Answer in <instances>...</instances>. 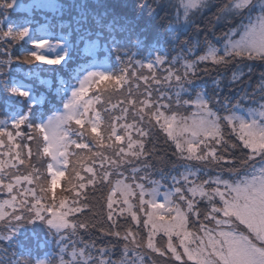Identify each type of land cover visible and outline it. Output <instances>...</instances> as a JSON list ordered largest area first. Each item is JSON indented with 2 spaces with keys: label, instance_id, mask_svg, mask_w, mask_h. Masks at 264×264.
<instances>
[{
  "label": "snow or ice",
  "instance_id": "6c2138e0",
  "mask_svg": "<svg viewBox=\"0 0 264 264\" xmlns=\"http://www.w3.org/2000/svg\"><path fill=\"white\" fill-rule=\"evenodd\" d=\"M16 5L17 0H7L9 9ZM167 6L191 20L209 5L205 0H178ZM237 18L240 23L218 37L223 40L219 47L205 37L206 51L195 55L196 45H192L188 52L195 59H183L179 69L175 64L180 57L169 61L156 56L146 63L129 58L119 74L88 72L71 90L63 110L57 109L46 119L43 114H33L40 101L31 85L17 74L25 65H62L66 54H47L52 46L47 39L30 37L29 28L21 26V21L0 18V41L12 46L27 38L35 49H24L15 56L7 49L0 51L7 57L0 60V92L22 103L27 101L26 111H15L10 121L0 119V193L4 194L0 198V222L7 229L0 239L11 241L25 224H44L61 234L58 264H137V259L128 257L130 251L139 264H145L136 252L140 248L169 255L179 264H264V99L259 108L244 110L239 100L229 107L226 98L222 102L218 94L209 97L200 91L192 96L186 88L200 71L207 74V68H199L201 64L227 67L236 63L239 67L244 62H264V0H229L214 14L217 22L231 24ZM197 30H201L199 26ZM133 63L147 69L148 74L131 71ZM166 63L167 75L158 76L157 71ZM130 71L145 85L140 94L143 98L130 95L120 115L106 120L95 105L105 91L122 87ZM23 75L37 74L30 69ZM243 75L234 73L232 80ZM260 76L257 87L264 98V72ZM153 82L174 90L157 88L154 95ZM90 92L95 95L89 96ZM184 93L190 98H182ZM251 98L247 93L243 96ZM159 134L177 158L214 164L216 175L206 174L202 179L200 169L192 171L185 165L179 177L171 178L174 187L160 199V181H151L148 188L138 182L141 178L137 175L152 166L149 158L156 157ZM33 142L42 146L36 157L49 158L44 172L31 162ZM148 144L151 147H146ZM257 157L259 168L252 163ZM134 161H141L142 167H133L127 175L125 165ZM225 172L229 178L224 177ZM62 180L67 187L58 195ZM89 186L94 190L107 187L99 210L93 201L81 199ZM121 218L127 223L122 225ZM93 229L125 242L121 259L110 258L114 245L101 247L98 257L87 251L96 248L95 242L84 241L80 232ZM157 236L166 238V247L157 245ZM0 264L57 262L49 256L0 259Z\"/></svg>",
  "mask_w": 264,
  "mask_h": 264
},
{
  "label": "trees",
  "instance_id": "16d2710c",
  "mask_svg": "<svg viewBox=\"0 0 264 264\" xmlns=\"http://www.w3.org/2000/svg\"><path fill=\"white\" fill-rule=\"evenodd\" d=\"M53 1L58 5V8L55 10L50 9L51 7L41 8L40 6H32L29 9H16V7L13 9H9L7 7V0H5V3H0V18H3L4 20H10L12 22L21 21L23 22L21 26L28 25L27 27L30 28V37H32L33 35L38 36L46 34L47 36H49V42L66 41V46L69 47L70 63L68 65L61 66L59 68L42 65H25L17 74L18 78H24L25 81H29L32 84L33 91L36 92V95L40 97L38 98L40 102L34 106L35 108H33L34 115H44L47 113L53 114L57 109L63 106L66 96L70 93V89L78 81L77 77L81 74L80 71L85 69V67L90 66V61L93 60V57L95 56L99 58L102 57L104 59L109 55H115L113 54V52L116 51L117 48H131V46L136 51L137 56L142 57V59H145V55L147 53L150 56L154 57L166 55L167 58H169V55L164 54L165 51L171 56L175 54L172 51V45L169 44V36H171V34L166 36V31L168 30V26L172 23L173 19L176 18V11L172 9V7L167 5L169 3H176L178 2V0ZM228 2L229 0H214L213 2L211 1L209 6L203 11L202 15L197 14L196 16H193L191 20L187 19V21H189L191 25L188 31H186V34L188 36L187 39L189 40L192 37L194 38L195 36H199L201 41V45L199 46V48H202L204 45H206L205 37H207V40L211 42V44H214L215 39H217L222 32H226L229 27H235L236 24L240 23L239 18L233 20L231 24L224 21L217 22L214 19V14L217 13V9L220 7V5ZM197 26H199V28L201 29L200 31L197 30ZM183 33L184 32H181L178 38H180ZM140 35H142V38H140ZM133 39H135V41H133ZM96 42H99L100 48L109 47L108 49L106 48V51L109 55H105V49H98L97 52H91L89 54L85 51V46L87 44ZM165 42H167L168 45ZM32 46L33 45L27 38L24 41L12 46L5 45L2 41H0V51L7 49L9 54L13 56L20 55L24 49L30 51V47ZM179 48L177 53L180 51ZM142 51L143 54L140 55ZM147 57L149 56L147 55ZM3 59H7V57L0 55V60ZM111 60H114V58L111 57ZM203 65H199V68L204 69ZM245 65H252L254 68V75L252 77V80L248 84L249 86H251V82L254 83L256 78L258 76L260 77V73L264 72V62H244L239 67L236 63H233L227 67L216 66V68L212 70V74L225 76L226 74L236 72L237 68V72H239V70L243 71L242 68H244L243 66ZM256 68L259 70V73L255 71ZM30 69H32L37 75L33 77H24L23 74L25 72H28ZM47 72H52V77L47 76L52 81V84L50 83L48 85H46L45 80V74ZM161 72H164V70H158L157 75L158 73L161 74ZM205 75L206 74L204 71H200L198 77H204ZM248 75L249 74L245 73L243 77H246ZM225 78L228 77L225 76L223 78V81H227V79ZM41 81H44L45 85L42 84ZM128 83H132V81L130 80ZM141 84L144 85L142 82ZM35 86H41L43 88L40 91H37ZM234 87V84L227 83L224 85V87H222V90L213 93H215V95L218 94L222 99L228 94H236L238 91L236 92ZM260 97L261 92L256 94V97L252 100L249 99L248 101H246L244 99H240V102L244 108H247V105L245 104L246 101V103L252 108L257 109L260 103L255 104L254 99H258ZM117 103L119 105L122 104L121 100H119ZM0 107L3 108V112L11 115L12 117L13 113L17 110H27V101H24L22 103L20 100L6 97L3 92H0ZM115 112L116 116L120 115L118 111ZM110 115L111 114H109V116ZM159 138L161 139L160 135L157 137L156 153H158L160 156L165 157L166 159L159 161L161 159L150 157L149 162L151 163V168L154 171L150 174H152V177L156 178V175H161L164 172H169V175L166 176H168V178L170 177L169 181H171L172 183L171 178L173 176L179 177V175L181 174L178 167L173 166L177 164L179 160L176 159V156L172 154L173 148L169 145H166L163 141L160 142ZM32 145L35 146L36 143L33 142ZM146 147H151V145L148 144L146 145ZM158 149L160 151H157ZM35 156L36 155L33 154V159L31 161L32 164L35 162ZM258 161L259 158L257 157L256 161L253 163H255L256 166H259L260 164ZM169 162L172 164L171 167H168ZM164 163L166 164L162 167L163 170L155 172L153 167L162 165ZM136 166L142 167V163ZM194 168L195 166L193 165V171L196 170ZM45 169L46 166H44V170ZM128 169L126 174H128ZM44 170L42 172H44ZM144 171L148 172V170L146 169H144ZM164 183L166 184L168 182L164 181ZM93 190V186H89V188H87L85 192H90L87 194V198L84 199L93 201L96 205L97 210H99V205L103 203V197L107 194V187H104L102 189L96 188L94 192ZM121 223L123 225L127 222L121 219ZM105 226L107 225L105 224ZM5 230L7 229H4L3 231ZM93 230V234L100 233L98 229ZM136 230L138 229L135 228L134 231ZM93 236L97 238L101 237V235ZM157 237L158 238L156 239V243L159 247H161L159 245L160 238L159 236ZM3 241L4 240L2 239L0 240V242L2 243ZM19 243H25L24 236L19 239ZM164 247L166 246H162L161 248ZM150 257L151 261L148 257L144 259L147 264H150L152 261H154L153 256ZM0 259L5 260L4 256Z\"/></svg>",
  "mask_w": 264,
  "mask_h": 264
},
{
  "label": "rangeland",
  "instance_id": "374dc122",
  "mask_svg": "<svg viewBox=\"0 0 264 264\" xmlns=\"http://www.w3.org/2000/svg\"><path fill=\"white\" fill-rule=\"evenodd\" d=\"M17 5H16V9H29L32 6H37V7H51L50 9H57L58 5L53 1V0H17ZM211 1L213 2L214 0H205V3H207L208 5L211 3ZM175 17L172 21V23L168 26V30L166 31V36H168L169 34H171V36H169V44L172 45L173 47V52L175 53L173 56H171L169 53H167L166 51L164 52V54L169 55L168 60L171 61L173 57H180V60L175 64V67L177 69H179L181 67V64L183 62V59H195V55H200L203 54L204 51H206V47L207 45H204L202 48H199V46L201 45V41H200V37L199 36H195L192 41L191 39H187L188 36L186 34V31H188V29L191 27L190 22L187 21L186 17H183L182 15H178L177 13L175 14ZM223 20L219 21L222 22ZM22 26H28V25H22ZM30 29V28H29ZM181 32H184L180 38H178V36L180 35ZM34 38L37 39H47L49 41V36H47L46 34L43 35H36V36H32ZM140 38H142V35H140ZM133 41H135V39H133ZM182 42V43H181ZM52 45L50 48H48L46 50L47 54H66V60L62 65H51L54 68H59L61 66H65L68 65L70 63L69 60V47L66 46V41H60V42H50ZM167 45L168 43L165 42ZM181 43V44H179ZM223 43L222 39H215V42L213 45L219 47L221 44ZM192 45H196L195 49H194V53L195 55L189 54L188 50ZM180 47V48H179ZM107 47L104 48H100V44L99 42L97 43H92V44H87L85 46V51L89 54L91 52H97L98 49H102L106 51ZM109 48V47H108ZM107 48V49H108ZM179 48V52L177 53ZM31 50H35L34 46L30 47V51ZM197 52V53H196ZM177 53V54H176ZM107 51H106V56H107ZM113 54L115 55H109L106 58H99V57H93L94 59L90 61V66L85 67V69L80 71V75L77 77V82L76 84L70 89V93L66 96V99L64 101V103L67 101V99L70 97L71 95V90L75 87L78 86L79 80L83 79V77L85 75H87L88 72L90 71H103V72H114L119 74L120 70L122 67H124L125 63L128 61L129 58H131L133 61H142V62H149L151 60H153L155 57L154 56H150L148 53L145 55V59H142V57L137 56L136 51L133 49V47L131 46V48H117L116 51L113 52ZM143 54V51L140 53V55ZM147 55L149 57H147ZM111 57L114 58V60H111ZM164 57H166V55H164ZM251 63H257L256 62H251ZM203 65V64H202ZM42 66H49V65H42ZM168 67V64L166 63L163 68L159 69V70H164ZM244 68L243 71L239 72H243V73H247L249 74L246 77H241L238 80L233 81L232 80V76L234 73H239L238 68L236 72H232L231 74H226L225 76H227L228 78L227 81H223V78L225 76H220V75H215L212 74V70H214L216 68V66H214L211 63H207L206 65H203V68H207L208 72L207 74L203 77V76H199L197 79H195L194 81L186 84V88L188 89V92L191 93L192 92V96H194V94L196 92H200L203 91L207 96L211 97L213 95H215V93L213 92H217L222 90V87H224L225 84L230 83V84H234V89L236 90V94L231 95L228 94L226 97H223L221 100L222 102L226 101L229 105V107H231L232 105H235L236 102L240 99H243V96L245 95V93H247L251 98V100L253 98L256 97V94H258L260 92L259 88L257 87V85L260 83L261 81V76L257 77L255 82H251V86H249L248 84L250 83V81L252 80V77L254 75V68L252 65H245L243 66ZM251 67V72L248 71V68ZM131 71H136L137 75H139L140 73L143 74H148L147 69H139L138 65H136L135 63H133L132 65V69ZM131 71L129 73V77L127 79V81L123 84L122 87H120L118 90L116 91H105L104 94L101 96L100 102L97 103L95 106L97 109L101 110L102 115L104 116V118L107 120L109 119L110 116H116V112L118 111L120 113V108L125 106V100L126 98H129V96L131 95V98H140L142 99L143 97L140 95L141 93H143L144 91V87L145 85H142L141 82L142 81H138L136 80L135 76L131 75ZM255 71L257 73H259V70L256 68ZM57 72V71H56ZM59 72V71H58ZM52 72H47L45 74V80H46V85L48 84H52V81L50 80V78L48 77H52ZM167 75V72L164 70V72L158 73V76H165ZM48 76V77H47ZM58 76V73H57ZM132 81V83H128L129 81ZM35 81V80H34ZM233 82V83H232ZM24 83L31 85L32 84L29 81H25ZM42 84L45 85L44 81H41ZM143 83V82H142ZM137 85H139V87H137ZM129 86H131V93H129ZM153 86V94L156 95V91L155 89L159 88L161 91H173L174 89H168L166 86L165 87H161L159 85H155V83H152ZM249 86V87H248ZM37 91H40L43 87L39 86H35ZM33 91V89H32ZM33 94L35 95V97L38 99L40 98L38 95H36V92L33 91ZM95 95V93L90 92L89 96H93ZM182 98L184 99H188L189 94L188 93H184L182 95ZM262 96L258 99H254V103L258 104L261 103L262 101ZM121 100L122 104H118L117 102ZM246 101H248L249 99H244ZM40 101V100H39ZM245 101V104L247 105V108H244V110H247L248 108H252L250 105H248ZM116 103V104H114ZM112 104L116 105V108L113 109L112 108ZM241 104V102H240ZM242 105V104H241ZM243 106V105H242ZM250 106V107H249ZM35 108V107H33ZM259 108V105H258ZM60 110H63V106H61L59 108ZM104 109H107L108 111H104ZM24 111H26L25 109H23ZM109 114H111L109 116ZM131 114H132V109H129V116L126 122L131 123ZM52 115V114H44V118L46 119L47 116ZM0 119L3 120H9L11 119V115L6 114L5 112H3V108L0 107ZM120 123V122H117ZM161 136V139L159 138L160 142H164L163 139V134H159ZM38 147H42V146H37V143L35 146H33L31 144V148H32V152L34 155H36L37 151H38ZM161 147V146H160ZM73 151H76L75 149H73ZM157 151H160L159 149ZM158 157H161L158 153H156V159H159ZM168 158V157H167ZM166 159L165 157L159 161H162ZM176 159L179 160V162H177V164H175V166L178 167L179 172H184L185 170V165H189L192 169V166L194 165L195 168L194 169H200L201 173H199L200 178L205 179L207 178V175H216V166L213 165H205L202 164L198 161H187V160H183V159H179L176 157ZM35 162L33 163L37 168L40 169V171L42 172L44 170V166L47 165V163L49 162V158L47 157H43V158H37L35 156ZM255 162V161H253ZM252 162V163H253ZM141 163V161H134L133 163L127 164L125 165V168L128 169V174L127 175H131V170L133 167L136 168H141V167H137L136 165H139ZM166 163L162 164V165H157L154 168L155 172L163 170L162 167L165 165ZM172 164L169 162L168 167H171ZM199 166V167H198ZM71 167V165L69 166ZM257 168L260 167L256 166ZM148 170V172L142 170L140 171L137 175L138 177H140L141 179L138 180L139 183H144L146 187L150 188L152 187L151 181H160V191H161V196L159 197L160 199L163 198V193L171 188L174 187L173 182L171 183L170 177L168 178L169 172H164L161 175H156V178H163V179H156L154 177H152V174L154 171L152 170V168L150 167ZM194 170V171H196ZM83 174V173H82ZM207 174V175H206ZM147 176V179H142L143 177ZM165 177V178H164ZM224 177L225 178H229L228 174L225 172L224 173ZM172 180V179H171ZM164 181H167L168 183H164ZM130 182V181H129ZM66 181L62 180L61 181V185L60 187L57 189V194L59 195L64 188H66ZM99 188V186L97 187ZM86 190V189H85ZM81 194V198H87V194L92 191H87ZM94 192V190H93ZM86 193V195H85ZM68 195H74L71 193H65ZM4 194L0 193V198H3ZM117 199H119V194L116 197ZM133 203H135V198H133ZM122 219V218H121ZM123 220V219H122ZM121 223V220H120ZM122 224V223H121ZM4 226L2 222H0V236L6 234L7 230L3 231L4 229H6V227H2ZM213 225H209V227H212ZM138 229V226L137 228ZM94 230H91L90 232H84L83 230H81L80 235L83 237L84 241H94L96 248L95 249H89L87 251H91L92 255L94 257H98L99 256V249L101 247H107V246H112L114 245V251L111 254V259H116L119 260L122 258L123 255V244L125 243L123 240H117L113 237H108V236H102L100 233H94ZM93 235H101V237L97 238ZM22 236H24L25 238V243L21 244L19 243V239L22 238ZM158 237H156L157 239ZM160 238V236H159ZM72 239H76V237H72ZM1 240V239H0ZM3 240V239H2ZM61 243V234L59 233H55L54 231H50L48 229V226L44 225V224H25L23 225L20 230L17 233V236L14 237L11 241H3L0 242V258H2L4 256L5 261H11V260H15V259H35V258H40V259H47L49 256H51L52 260H55L58 264V253H59V244ZM167 241L166 239H161L160 238V242L159 245L162 246H166ZM78 247H83L82 244H79ZM137 253H139V255H142L143 258L145 259L146 257L149 258V260L151 261V257L153 256L154 261H152L150 264H179V262H175L174 258L168 255L165 256H160L159 254L155 253L152 254L150 253V250H146L144 248H140L136 250ZM13 253H15V255H13ZM38 253V254H35ZM128 257L130 258H135L137 259V264H139L138 262V257H136L134 255L133 252H129L128 253ZM168 257V258H167ZM69 257L66 255L65 259H68ZM145 264L146 261L144 260ZM189 264H191V262H189Z\"/></svg>",
  "mask_w": 264,
  "mask_h": 264
}]
</instances>
